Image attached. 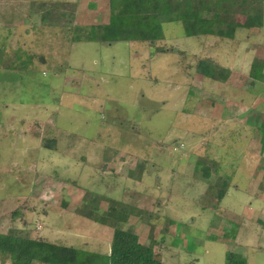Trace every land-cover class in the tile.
I'll return each mask as SVG.
<instances>
[{
  "label": "rangeland",
  "instance_id": "obj_1",
  "mask_svg": "<svg viewBox=\"0 0 264 264\" xmlns=\"http://www.w3.org/2000/svg\"><path fill=\"white\" fill-rule=\"evenodd\" d=\"M227 3L234 32L245 16ZM109 15L108 0H0V233L105 255L113 229L92 217L115 203L161 264H264V84L249 78L264 33L82 40ZM224 182L219 203L202 196Z\"/></svg>",
  "mask_w": 264,
  "mask_h": 264
},
{
  "label": "trees",
  "instance_id": "obj_2",
  "mask_svg": "<svg viewBox=\"0 0 264 264\" xmlns=\"http://www.w3.org/2000/svg\"><path fill=\"white\" fill-rule=\"evenodd\" d=\"M108 2L110 10L108 23L87 28L82 36L83 41L101 43L136 41L157 47L156 43L165 39L163 31L165 23H181L186 37L216 36L229 39L236 31L235 25L234 32L230 28H225V15L228 12L226 5H232L227 3L228 0H108ZM260 5L248 3V0H234V6L239 9L238 13L245 16L244 23L238 27L246 30L260 28L263 18ZM167 51L162 47L156 52ZM197 59L195 74L200 78L218 80L216 63ZM257 64L252 65L250 76L253 82H264V63ZM224 79L225 76L222 81ZM260 148L261 150L264 148L263 137ZM208 169L207 166L202 168L201 174L205 178L209 177ZM226 185L224 182L212 193L215 186L209 183L202 196H214V204L219 203L226 193ZM117 207L115 203L109 205L106 217L102 221L92 217L113 229L108 254L87 252L51 243L42 238L21 235L16 229H10L8 233H0V255L7 258L10 264H161L155 257L152 244L141 243L133 227H119L121 210ZM226 264L246 263L243 259L228 254Z\"/></svg>",
  "mask_w": 264,
  "mask_h": 264
},
{
  "label": "crops",
  "instance_id": "obj_3",
  "mask_svg": "<svg viewBox=\"0 0 264 264\" xmlns=\"http://www.w3.org/2000/svg\"><path fill=\"white\" fill-rule=\"evenodd\" d=\"M248 3H264V0H248ZM258 8H259V6H258ZM262 16H263V18H262V26H261L260 28L253 27V28H250V29H247V30H246V29H243L242 27H238V25L235 26L236 29L239 28V31L242 32V34H243V36H244V40H249V39H251V38L254 39V37L257 38V39H260L259 37L264 33V6H263V10H262ZM108 21H109V18H108ZM108 21H107L106 23H108ZM239 24H242V23H239ZM241 29H242V30H241ZM235 36H236V35H234V38H235ZM260 41H261V40H257L256 42H258V44L263 45ZM256 42H255V43H256ZM256 44H257V43H256ZM262 47H263V46H262ZM252 53H253V49L251 48V46H250L249 48L247 47V48L245 49L244 54H246V55H251ZM253 62H254V61H253ZM261 63L263 64L264 61H261ZM253 64H254V63L251 62V66H250V68H249L250 71H251V67H252ZM234 72H235V71H234ZM249 76H250V75H249ZM249 78H251V76H250ZM251 80H252V86L257 85V83H263V84H264L263 81L253 82V79H252V78H251Z\"/></svg>",
  "mask_w": 264,
  "mask_h": 264
}]
</instances>
